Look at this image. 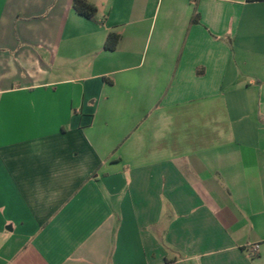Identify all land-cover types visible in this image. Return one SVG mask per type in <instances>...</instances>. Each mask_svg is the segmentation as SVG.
<instances>
[{
	"label": "crops",
	"instance_id": "crops-1",
	"mask_svg": "<svg viewBox=\"0 0 264 264\" xmlns=\"http://www.w3.org/2000/svg\"><path fill=\"white\" fill-rule=\"evenodd\" d=\"M88 1L0 0V264H264V1Z\"/></svg>",
	"mask_w": 264,
	"mask_h": 264
},
{
	"label": "trees",
	"instance_id": "trees-1",
	"mask_svg": "<svg viewBox=\"0 0 264 264\" xmlns=\"http://www.w3.org/2000/svg\"><path fill=\"white\" fill-rule=\"evenodd\" d=\"M249 1H264V0H249ZM73 9L81 16L97 23L98 20V8L88 0H73ZM120 41V35L111 33L105 42V49L107 51L116 50Z\"/></svg>",
	"mask_w": 264,
	"mask_h": 264
},
{
	"label": "built area",
	"instance_id": "built-area-1",
	"mask_svg": "<svg viewBox=\"0 0 264 264\" xmlns=\"http://www.w3.org/2000/svg\"><path fill=\"white\" fill-rule=\"evenodd\" d=\"M253 252H254V253H257V248H254V249H253Z\"/></svg>",
	"mask_w": 264,
	"mask_h": 264
}]
</instances>
